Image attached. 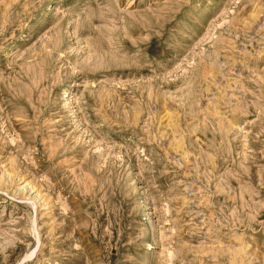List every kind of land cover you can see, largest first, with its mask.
Returning a JSON list of instances; mask_svg holds the SVG:
<instances>
[{
	"label": "rangeland",
	"instance_id": "rangeland-1",
	"mask_svg": "<svg viewBox=\"0 0 264 264\" xmlns=\"http://www.w3.org/2000/svg\"><path fill=\"white\" fill-rule=\"evenodd\" d=\"M0 264H264V0H0Z\"/></svg>",
	"mask_w": 264,
	"mask_h": 264
}]
</instances>
